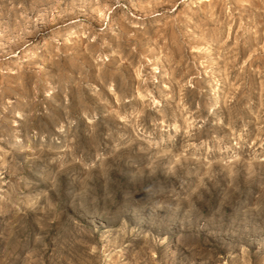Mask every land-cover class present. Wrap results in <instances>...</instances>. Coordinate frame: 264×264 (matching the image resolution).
<instances>
[{
    "label": "rangeland",
    "instance_id": "374dc122",
    "mask_svg": "<svg viewBox=\"0 0 264 264\" xmlns=\"http://www.w3.org/2000/svg\"><path fill=\"white\" fill-rule=\"evenodd\" d=\"M0 264H264V0H0Z\"/></svg>",
    "mask_w": 264,
    "mask_h": 264
}]
</instances>
